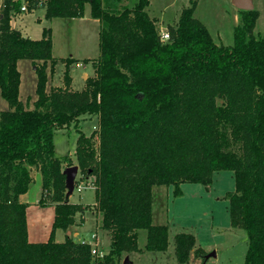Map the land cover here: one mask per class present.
<instances>
[{
    "label": "trees",
    "instance_id": "trees-1",
    "mask_svg": "<svg viewBox=\"0 0 264 264\" xmlns=\"http://www.w3.org/2000/svg\"><path fill=\"white\" fill-rule=\"evenodd\" d=\"M86 3L100 22L96 75L83 89L72 88L69 67L79 59L67 57L63 84L48 90L58 62L51 28L40 38L24 35L10 25L20 3L1 2L0 93L10 109L0 110V264H111L142 251L144 228L145 249L166 250L169 227L153 223V187L173 185L178 196L180 184L209 185L215 171L228 169L235 177L225 196L230 224L244 229L249 242L244 264H264V36L253 33L259 11L239 9L233 43L224 46L194 16L195 0L169 26V40L160 38L150 0H28V7H45L47 19L69 18L84 16ZM23 58L38 76L33 109L20 99ZM92 114L98 128L86 134L80 120ZM72 123L79 167L94 177L95 208L111 232L102 256L71 236L55 239L58 228L82 221V205L65 193L63 164L74 163L69 154L58 156L54 144L55 129ZM31 167L41 171L56 203L50 237L41 242L29 239L28 203L21 199L34 181ZM175 244L180 262L193 250L205 254L190 232L177 233Z\"/></svg>",
    "mask_w": 264,
    "mask_h": 264
},
{
    "label": "rangeland",
    "instance_id": "rangeland-1",
    "mask_svg": "<svg viewBox=\"0 0 264 264\" xmlns=\"http://www.w3.org/2000/svg\"><path fill=\"white\" fill-rule=\"evenodd\" d=\"M131 1L121 0V3H130ZM192 1L150 0L148 12L151 16H157L159 31L169 32V26L177 25L181 11L189 7ZM195 1L198 4L194 16L209 28L215 41L224 46L233 43V30L241 22L239 9L234 3L231 0ZM253 1L254 9L259 11V19L253 33L264 36V0ZM45 13L43 6H39L34 12L28 10L24 15V21L28 25L26 29L29 34L35 37H32L33 39L42 37L44 28H51L52 41L55 43L54 55L58 58V62L54 74L49 76L47 89L50 90L55 81H59L61 77L63 80L66 68L63 59L73 56L81 59L82 62L89 58V61H84L82 66L74 65L72 69L74 76L72 86L81 90L85 86L88 76L96 75V64L93 60L100 54V23L93 22L90 18L79 20L78 17H58L50 20L46 18ZM38 17H41V20H38ZM30 61V59H24L20 64L22 83L19 93L25 107L33 109L34 101L37 99L38 76H36V70L32 69L29 64ZM84 72L87 74L86 78ZM4 109H10V105L0 93V110ZM97 123V114H92L83 116L79 126L86 134H90L93 129L98 128ZM78 135L79 130L74 123L69 127L56 128L54 133L55 153L58 156L69 154L73 163L77 165H79V161H77L75 150ZM67 167V163H64L63 170L65 171ZM31 174L34 181L27 193L23 195L24 200L35 204H31L32 206L27 209L28 218L32 221L33 217L38 215L36 212H39L41 214L38 216H43V222L45 224L46 221L47 224L52 213V205L55 207L56 203L50 197V190L43 188L41 171L31 167ZM213 174V181L209 185L200 182L180 184L182 193L178 196L175 195L173 185L160 184L153 187V223L167 224L171 228V248L168 247L162 251L147 250L141 255L132 252L129 260H132L134 264H244V257L249 245L247 234L244 229L233 227L230 224L229 202L225 197L229 191L235 188L234 173L228 169L218 170ZM74 178L75 187L71 193V199L67 195L68 187L65 192L69 201L81 204L82 211L87 210L85 207L92 210V203L96 201L95 188L90 187L91 181L94 179L93 175L82 173L79 167ZM41 201L45 202V205ZM78 214L77 220H79ZM94 220L93 216H88L85 226H90ZM44 224L42 227L40 225L41 229L45 228ZM181 231L195 235L196 247L202 245L205 250L202 257L196 258L197 255H194L193 250L188 262L176 260L174 236ZM58 238L64 240V230L59 229ZM146 238L147 230L144 228L139 231L138 245L140 247H145ZM171 250L173 251L172 256L170 255ZM214 251L217 254L211 255Z\"/></svg>",
    "mask_w": 264,
    "mask_h": 264
},
{
    "label": "crops",
    "instance_id": "crops-1",
    "mask_svg": "<svg viewBox=\"0 0 264 264\" xmlns=\"http://www.w3.org/2000/svg\"><path fill=\"white\" fill-rule=\"evenodd\" d=\"M1 2H2V0H0V19H1L2 15H3L2 14V8H1ZM85 6H86V8H85V14H84V16L78 17V19L79 20H82V19H87V18L89 19L90 18L91 20H93V22L100 23L97 18H94L91 15V6H90V4L89 3H86ZM147 9H149V8H147ZM34 11L35 10L30 11V12H34ZM45 11H46V9H45ZM26 12L27 11H21L20 10V11H18V12H16L14 14V16H13V18H14V28H17V29L19 28L24 35H26V36H28L30 38H32V37L35 38L34 36H32V34H29V32L26 29L28 27V25L26 24V21H24V15H25ZM54 18H58V17H52L50 20H52ZM38 20H41V17H38ZM54 46H55V43L53 41V55H54ZM24 59L25 58L19 60V63H18V68L19 69H20L21 62ZM83 63H84V61L82 62L81 59H79V61H77V62L71 63V65L69 67L70 75H72V69H73L74 65L82 66ZM29 64L31 65L32 69L36 70L35 69V65H33L32 61H30ZM20 72H21V70H20ZM84 74H85V78H86V76H87L86 72H84ZM72 77H73V80H74V76L73 75H72ZM61 78L59 79V81H55V83L53 85H62L63 82H62ZM21 83H22V77H21ZM21 83H20V85H21ZM72 84H73V81H72ZM72 88L75 89L74 86H72ZM26 193L27 192L23 193V195L26 194ZM23 195H21L22 201L24 200ZM70 199H71V194H70ZM24 201H26V200H24ZM95 202H93L92 204L94 205ZM27 203H28L27 209L30 206H32L31 204H34V202H32V203L27 202ZM93 205H92V207H93L92 210L95 212V214H93L94 212L92 210H90V208H88L85 211H82L81 213L78 214L79 220L82 219V221H79L75 225L69 226L66 230L61 229V228H58L57 231H56V234H55V239L57 241L58 240L59 241H62V240H60L58 238L59 229L64 230V239H65L66 235H68V236H71L75 241H83L84 239H86V240H92L93 233H96L97 234V237H96L95 240L97 241V246L104 253H106L107 251H110V248H111V246H110V243H111V232L109 230L103 229L101 227V224H102V221H101L102 220V214L100 212H98L97 209L95 208V205L94 206ZM54 211H55V207H54V205H52V213L50 215V219L47 222V224H46V221H45V224H44V222H43L44 221L43 220V216H38L39 214H41L39 212H36L38 215L35 218L33 217L32 221L30 220V218L27 217V229L29 231V239H30V241H33V242H41V241H46L50 237V234H51V231H52L51 230L52 224H53V221L55 219V213H54ZM88 216H91V217L93 216L95 220L91 223L90 226H85L86 223L88 222ZM43 224H44L45 228L44 229H41V227H42ZM40 225H41V227H40ZM90 231H91V233H90ZM84 234H85V236H84ZM170 235H171V228L169 227V238H168L169 247L171 246V237H170ZM174 244H175V242H174ZM201 247H202V245H201ZM175 249H176V244H175V247H174V252H175ZM172 250L170 252V255L171 256H172V253H173ZM145 251H147L145 249V247L142 248V251H128V253H124L120 259L115 260L111 264H127L126 262L123 261V259L124 258L125 259L126 258H129L130 259V255H131L132 252H137L138 255H141V254H144ZM154 251H157V250H154ZM215 251L217 252V250H215ZM216 254L217 253H215V255ZM196 258H199V257L196 256ZM128 263L134 264V262H132V260H130V262H128Z\"/></svg>",
    "mask_w": 264,
    "mask_h": 264
},
{
    "label": "water",
    "instance_id": "water-1",
    "mask_svg": "<svg viewBox=\"0 0 264 264\" xmlns=\"http://www.w3.org/2000/svg\"><path fill=\"white\" fill-rule=\"evenodd\" d=\"M231 1L234 3V5L238 9L242 8V9L251 10V9H254V7H255V4H254L253 0H231ZM10 25H12V27H14V18L13 17L11 19ZM35 69H36V66H35ZM78 168H79V165L74 164L73 166H68L65 169L66 178H67V187H68L67 195L68 196H70V194L74 190V186H75V178H74V176H75ZM214 254H215V251L211 255H214ZM208 256H210V255H208ZM124 262H126V263L130 262L129 258H126L124 260Z\"/></svg>",
    "mask_w": 264,
    "mask_h": 264
},
{
    "label": "built area",
    "instance_id": "built-area-1",
    "mask_svg": "<svg viewBox=\"0 0 264 264\" xmlns=\"http://www.w3.org/2000/svg\"><path fill=\"white\" fill-rule=\"evenodd\" d=\"M15 3H20V8L22 11H28L29 7H28V0H13ZM160 38H162L163 40H169L170 39V33L168 31H160ZM97 237L96 233H93V237L92 240H86L84 239L82 242H87L89 243L93 249H92V254L101 256L104 253L102 252V250L97 246V241L95 240Z\"/></svg>",
    "mask_w": 264,
    "mask_h": 264
}]
</instances>
